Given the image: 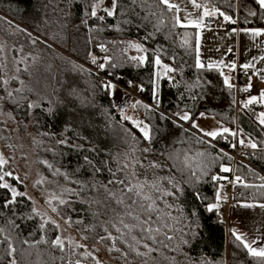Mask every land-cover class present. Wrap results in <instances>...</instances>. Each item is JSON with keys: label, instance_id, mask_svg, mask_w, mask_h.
I'll return each instance as SVG.
<instances>
[{"label": "trees", "instance_id": "16d2710c", "mask_svg": "<svg viewBox=\"0 0 264 264\" xmlns=\"http://www.w3.org/2000/svg\"><path fill=\"white\" fill-rule=\"evenodd\" d=\"M87 2L91 3V0ZM198 2L208 3L210 7H218L231 15L237 22L228 23L230 27H259L264 24V12H260L258 17L247 15L246 10H249L250 6L253 11L258 10L255 0H243L244 7L240 6V0ZM230 3L233 4L232 8L229 7ZM149 4L156 11V15L150 14L148 4L134 6L131 0H120L119 14L112 18L106 17L101 23L86 17L85 0H0L2 8L11 6L12 13L19 22L28 28L41 31L44 37L57 47H52L27 33L20 37L4 35L13 58L19 61L23 59L24 63H18L21 71L17 72L16 76H19L26 85L20 94L26 99H21L19 106L10 100L6 107L12 111L22 127L25 123H32L36 166L49 184V189L58 195L63 188L76 189L78 186L72 182L75 180L84 181L89 186L93 183L106 182L110 176L108 167L116 170L119 164L128 162L134 149L135 156L140 157L145 165L153 155L161 162L166 160L169 165H173L174 162L167 159L170 151L187 153L192 158L190 161L192 168L197 164L195 156L197 150H206L212 156L220 155V150L214 145L197 143L196 138L200 135L190 127V124L179 121L174 113L188 111L197 119L200 113L213 116L233 131L236 127L240 138L242 133L244 138L254 140L259 149H264V127L259 125L256 118V113L264 112V106L255 104L248 109L241 107V102L251 96L249 95L251 91H241L248 83L247 75H239L237 87L229 90L223 83L220 70L197 69L196 29L173 27L170 19L173 14L163 12L165 23L157 31L158 16L162 10L155 0H149ZM100 15L104 13L101 12ZM86 18L87 24L83 23ZM129 20L132 23H124ZM186 35L189 37V44L183 46L182 41ZM129 42L142 44L148 49L147 53H143L149 57L147 63L140 65L138 61L130 59L132 56L128 52L130 48L127 47ZM101 44L108 49L107 52L100 50ZM157 49H160L162 62L174 67L176 71L171 73L174 78L172 83L167 77L161 80L160 110L150 106L151 110L143 106L138 107L142 113L143 123L149 126L153 135V141L149 143L143 139L138 128L129 121L121 120V115L113 109L112 95L82 63L94 64L92 56L96 57V64L104 63L105 57L111 58L102 72L124 87H128L129 82L134 83L142 99L152 103L153 59ZM113 63L117 67H111ZM19 87H23L19 80H13L8 85L9 90ZM141 87L144 91H140ZM0 93H3V88H0ZM28 101L37 102L40 107L28 109ZM141 104L146 105L142 102ZM161 113L168 119H162ZM186 128L189 129L188 132L184 131ZM64 138H70L73 144L83 145L85 150L57 144L58 140ZM201 138L206 140L204 137ZM9 140L8 131L0 123V144H7ZM223 140L224 138H217L215 141ZM145 146L153 149L147 156L140 151ZM93 148L96 150L91 151ZM259 149L256 156H250L249 160L264 172V151ZM85 156L103 171L94 174L92 167L84 160ZM41 161H47L52 168ZM221 164L229 167L231 159L224 157L216 161L201 183L194 187L185 186V195L180 198L179 204L183 206V215L190 216L193 209L198 212V220L191 217V220L195 221L192 227L198 235L195 238L191 234L185 237L191 241V245H182L179 253L174 251L180 239V234H177L174 241H164L169 246L161 245L159 253L152 254L154 259L149 260V264H174L173 257L179 264H200L202 259H206L208 264H258V261L250 257L232 235L226 233L225 218L216 212L209 213L205 209L207 203L215 202L216 188L222 183V180L216 184L210 180V176L216 175L219 171ZM56 169H60L61 173H67L70 179L65 180L63 175H54ZM5 170L14 174L11 164L6 165ZM173 170L175 169L164 168L157 172L159 175H170ZM248 172L255 179L253 187L236 189L233 202L264 203V188L259 187L264 184V179L258 180L257 173L250 170ZM176 174L179 175V172ZM146 175L152 178V170H148ZM6 180L19 192L24 193V186L20 182L11 178ZM196 190L207 199L197 200L194 195ZM97 195L95 189L90 187L81 192V197L85 200ZM10 198L7 190L0 189V227L5 228V232L0 233V264H8L11 260L8 255L9 240L16 249L14 258L17 264H69L70 261L74 264L83 253V249L76 250L77 254L73 255L68 249L62 253L47 243H36L41 237L49 241L54 239L58 235V230L49 225L42 231L39 227L41 218L39 216L29 218L34 204L27 196L17 197L15 204L5 208L4 202ZM64 199L74 201L63 209L64 218L71 217L73 221L71 228L76 236L78 238L81 235L87 236L88 239L83 243L92 249L91 245L97 244L98 234H104L103 218L94 216L96 206L90 207L80 197L64 194ZM73 208L76 211H72ZM172 215L180 216L181 213L173 210ZM9 219L19 227L11 228L8 224ZM77 220L83 223H75ZM25 240L30 243L25 244ZM31 244L35 246H30ZM97 245L107 250L114 264H125L120 253L110 252L106 243ZM117 246L124 248V245ZM124 250L127 251L126 248ZM95 254L98 256L97 251ZM128 264H144V260L129 254Z\"/></svg>", "mask_w": 264, "mask_h": 264}, {"label": "snow or ice", "instance_id": "6c2138e0", "mask_svg": "<svg viewBox=\"0 0 264 264\" xmlns=\"http://www.w3.org/2000/svg\"><path fill=\"white\" fill-rule=\"evenodd\" d=\"M192 7L198 10L199 15L193 18L192 13H186L183 19L180 17L179 13L183 11L180 6L176 3H173L172 0H155V3L158 7L161 8V15L158 16L157 31L160 30V26H163L165 19L163 17V12L172 13L171 21L173 27L180 28H195V67L197 69H204L205 64L201 61V33L202 30L208 25L206 20L216 18L217 16L222 17L223 20L227 23L235 24L237 21L231 15L226 14L224 11H221L218 7H210L208 3L198 2V0H187ZM85 15L87 18L94 19L103 23L107 18L115 17L119 14L120 9V0H111L110 6L104 5V0H91V3H88L85 0ZM132 5H149V12L151 15H156V11L152 9L149 0H131ZM255 4L258 5V10L253 11L248 10L247 15L250 17H258L260 12H264V0H255ZM240 6L244 7L243 0H240ZM229 7L232 8L233 4H229ZM135 9L133 8V12ZM103 12L104 15H100ZM87 18L83 20V23L87 24ZM147 19V17H144ZM250 23V21H248ZM124 23H132L131 20L124 21ZM111 27V26H109ZM233 32L241 31L248 34L253 40L257 37H264V28H243V29H233ZM147 39V37L145 38ZM189 44V37L186 35L182 41L183 46ZM100 50L107 52L108 49L103 45H99ZM128 48L135 49L140 53H147L146 49L142 44L129 42L127 45ZM257 47H264V45H257ZM0 51H3V46H0ZM229 52L232 51L231 48L228 49ZM156 55L154 56V78L152 81V97L153 104L155 107L159 108L161 101L159 96L160 79L167 77L170 83L173 82L174 78L168 76V73H173L176 69L168 64L162 62L160 56V49L156 50ZM91 55V54H90ZM109 57L104 58V63L98 64V67L101 71L105 70V66L110 63ZM133 61H138L140 65H144L149 61L147 55H140L136 57H131ZM3 58L0 57V88H3V93H0V104L7 105L11 100L16 103L17 106L20 104L21 99H26L23 97L22 92L24 87H26L25 82L16 75H9L6 71L7 65L4 64ZM264 61V55L253 57L251 62L243 63L239 67L244 70L245 75H248L250 70L256 68V63ZM23 61H16V63H22ZM92 63H96V57L92 56ZM227 67L229 71H235L237 64L232 62L230 64H225L223 60L219 62H209L207 64L208 69H219L221 67ZM111 67H117L116 64H111ZM21 69L17 68L16 72H20ZM258 72H264V69L257 71H252L251 75L248 76V83L245 87L241 89L243 92H250L252 89V76L258 74ZM111 75V73H109ZM220 75L223 76L224 85L231 90L234 85L230 82L231 77L224 75L223 71L220 72ZM264 79V77H261ZM13 80H19L20 84L23 87L14 88L9 90L8 85ZM131 85V82H129ZM175 86V85H174ZM115 87L111 81H108L104 84L106 91H109L111 95H115ZM140 91H144L143 87L140 88ZM19 97V98H18ZM260 104L264 106V90L259 93V96H250L246 101H243L241 107L248 109L251 105ZM145 107L148 110H151L148 105H142L140 101H136L131 105L132 109L135 110L138 107ZM40 107L37 102L28 101L27 108L35 109ZM51 111V109H48ZM0 113H4L11 119H15L12 115V111L4 112V108L0 107ZM179 121H183L185 124H190L192 129H196L200 133V137L196 138V142L199 144H210V141H215L217 138L227 139L228 136H231L235 139L238 135V131H231L227 127L221 126L220 129L214 130H204L197 123V118L193 115H190L188 111H183L181 113H174ZM205 113H200L199 116H204ZM162 119H168L164 113H161ZM256 118L261 127H264V112L256 113ZM121 120L129 121L134 127L138 128L141 132L143 139L151 143L153 141L152 132L147 124H144L141 120H133L132 117L127 116L126 114H121ZM17 123H20L17 121ZM183 127V125H180ZM185 132H188L189 129H184ZM44 135H54L50 133H44ZM201 137L210 138L206 141ZM241 147L251 148L256 151L259 149L258 144L251 138H244L241 133V138L238 141ZM57 144L69 147L72 149H78L84 151V146L79 144H73L70 141V138H64L57 141ZM237 145L235 143L231 144L232 148H235ZM95 151L96 149H90ZM264 151V149H259ZM143 153L149 154L153 152L152 148L147 146L140 149ZM197 164L195 168L190 166L191 157L187 153H179L175 151L168 152L167 159L172 160L173 165H169L167 161L161 162L160 159L156 158L154 155L151 159L148 160V163L145 165L140 157L135 156V149L131 154V158L128 162L119 164L116 170H113L110 166L108 171L110 173L109 178L106 182L93 183L91 186L85 184L84 181L75 180L72 181L78 187L76 189L63 188L62 192L58 195L56 193L50 194V198L46 199L45 203L50 209L51 213L56 214L63 218V223L72 226L71 217L64 218L63 209L67 206H70L74 201L64 199V194L70 196L80 197L83 202L89 204L90 207L96 206V210L93 211V215L98 218H103V231L104 234H98L96 239L97 244L106 243L108 250L110 252L115 251L120 253L124 258L125 264H128L129 254H134L137 258H143L144 264H149V260L154 259L152 256L153 253H159V248L162 245L163 247H168V244H165L164 241H174L177 238V234H180L179 243L176 248L173 249L176 252L181 251L182 245H191V241L185 237L189 234L195 238L198 233L192 227L195 221L191 220V217H196L198 220V212L196 209H193L190 216L183 215V206L179 204L180 198L185 195L186 185L195 186L202 182V179L208 176L213 164L216 161L227 157V153L220 150V155L212 156L206 150H197L195 153ZM181 157H183L181 159ZM84 160L87 164L92 167L93 173L102 172L103 169L96 167L93 161L85 156ZM50 169L52 168L51 164H48L47 161H41ZM9 164V158H6L2 153H0V189H5L10 193L11 198L5 200L4 207L7 208L9 205L15 204L17 202V197L27 196L26 193L19 192L15 187L9 184L6 178H11L17 182H21L20 178L14 176L12 171L5 170V166ZM164 168L175 169L171 172L170 175H159L157 170H163ZM140 169L144 171L141 172ZM148 170H152V178H149L146 173ZM177 171L179 175H177ZM219 171L221 173H228L232 171L229 167L221 164L219 166ZM54 175H63L65 180L70 179L67 173H61L60 169H56ZM143 177V178H141ZM261 179H264L262 177ZM210 180L216 184L220 180H227L228 183L232 184L233 187L237 183L243 184L244 187H253L244 183L240 176H236L235 180H229L227 176H220L219 174L211 175ZM45 183V180L41 178L36 181L37 185H42ZM86 187L95 189L97 196L84 199L81 197V192L84 191ZM223 185H219L215 191V202L207 203L205 209L207 212L212 213L216 212L219 214V209L221 206V201L226 200L227 197L223 195ZM260 188H264V184L259 185ZM195 197L199 201H204L207 197L203 196L199 190H196L194 193ZM28 199L33 201V204L36 201L32 197ZM55 202V203H54ZM245 208L259 207L264 209V203L254 205L249 203H244L240 205ZM176 210L181 213L180 216H173L172 211ZM76 211V209H72ZM39 216L41 218V223L39 225L42 231L46 230L47 226H51L56 230L62 228L61 223H59L55 218L49 216L47 212H41L36 207L31 209L29 218ZM184 221H189L184 223ZM75 223H83L80 220L75 221ZM8 224L11 228H18L13 220L9 219ZM177 225H181L178 227ZM198 226V225H197ZM185 229H188L186 232ZM89 229H85L88 231ZM231 235L234 237L235 241L242 245L243 248L247 251V254L255 258L258 261V264H264V244L258 242L257 240L249 241L247 236L239 233L235 229H230ZM5 232V228L0 227V233ZM5 239H9L5 237ZM88 239L87 236L81 235L79 241L68 238L67 240L62 235H56L52 240H46L44 237H41V240L36 243H47L51 248L58 249L60 252H65L66 249L70 250L73 255H76V250L83 249V253L79 255L74 262V264H85V262L94 261L95 264H103V261L95 254L96 249H90L89 246L83 243L84 240ZM25 244L30 242L25 240ZM117 245H124V248L118 247ZM254 245H256L254 247ZM30 246H35L31 244ZM16 249L12 246L9 240L8 255L11 257L10 264H17L16 259L14 258V253ZM174 264H179L175 260V257L172 258ZM69 264H72L70 261ZM200 264H208L206 259H202Z\"/></svg>", "mask_w": 264, "mask_h": 264}, {"label": "rangeland", "instance_id": "374dc122", "mask_svg": "<svg viewBox=\"0 0 264 264\" xmlns=\"http://www.w3.org/2000/svg\"><path fill=\"white\" fill-rule=\"evenodd\" d=\"M172 2L178 4L180 8L183 10L180 12L181 17L185 16V14L189 13L190 11H192L191 13H195L194 14L195 16H193V18L199 15L198 10L194 9L190 4L189 5L187 3L185 4L180 0H172ZM104 5L110 6L111 0H104ZM248 8L252 10L251 6ZM11 9H12L11 6L6 8H2L0 6V46H3V51H0V57L3 58L2 62L7 65L6 71L10 76L17 74L16 69L18 68V63H16V61H19V59L16 60L13 58L11 54V48L4 36L5 34L7 36L10 35L13 37L14 36L20 37L23 36V34L27 33L33 38H38L43 42L49 44L50 46L57 48L53 43H51L47 38L44 37V33L34 28H28L24 26L21 22H19L16 19L17 17L12 13ZM60 51L63 54L68 55V53H65L62 50ZM128 52L132 57L143 55V53L137 52L135 49L132 48H130ZM154 72H155V68H154ZM170 75L171 74L168 73V76ZM153 78H154V74H153ZM161 80L162 79H160L159 84H161ZM159 96H160V88H159ZM251 96H259V95H251ZM135 102H136L135 100H132L129 107V111L126 115L132 117L133 120L142 121L141 110H139L138 108L133 110L131 107V105L134 104ZM151 105L155 107V105L153 104V97H152ZM0 107L4 108V112L9 111L7 107L3 104H0ZM17 121L18 120L16 118L11 119L4 113H0V123L8 131L10 137V140L7 144H0V153H2L6 158H9V164L12 165L14 176L19 177L21 181L20 183L24 186V193L27 194V197L30 196L36 201L34 207L39 209L41 212H47L49 216H52L59 223H61L62 228L58 230V235H62L66 240L68 238H71L73 240L79 241V238L76 236L74 230L71 227H68V225H65L63 223L62 218L56 216L54 213H51L50 209L45 203L46 199L50 198V194L52 193L58 194V193L53 191L52 189H49V184L42 177L36 166L37 156L35 151V136L32 129V123L31 122L25 123L24 127H22L20 123H17ZM197 123L204 130L220 129L221 126L226 127L222 125L217 119H215L213 116L210 115H204L202 117L200 116L197 119ZM194 130L196 131V129ZM198 134L200 135V133ZM41 178L45 180V183L42 185H37L36 181L40 180ZM222 193L225 196L224 189L222 190ZM91 246L92 249H96L98 256L102 259L103 262H107L108 264H114L109 258V254L107 253V250L104 247L97 244H93ZM8 264H10V262Z\"/></svg>", "mask_w": 264, "mask_h": 264}, {"label": "crops", "instance_id": "0c3cea01", "mask_svg": "<svg viewBox=\"0 0 264 264\" xmlns=\"http://www.w3.org/2000/svg\"><path fill=\"white\" fill-rule=\"evenodd\" d=\"M187 3V0H180ZM191 5V4H190ZM190 11L189 13H191ZM195 16V13H192ZM180 15V13H179ZM181 17V16H180ZM184 16L181 18L183 19ZM217 19L223 20L219 16ZM227 23V22H225ZM208 27L204 28L201 33V61L205 64L215 61H224L225 64L235 62L237 68L235 71H229L227 67H221L217 70L223 71L224 75L231 77V83L237 87V79L239 75H245L244 70L239 66L243 63L251 62L253 57L264 55V47H257V45H264V37H257L255 40L248 34L233 29L243 28H264V24L259 27H216L207 24ZM192 28V27H188ZM197 31V30H196ZM232 51L229 52L228 49ZM215 69V68H214ZM264 69V61L256 63V68L250 70L247 77L251 75L252 71ZM171 74V73H170ZM264 72H258L257 75L252 76V89L249 95H259L264 90ZM237 106V105H236ZM237 129L236 127L234 130ZM244 203L258 205L257 202H237L230 206L228 215L225 218L226 233L231 235L230 229H235L241 234L247 236L249 241L257 240L264 244V209L259 207L245 208L240 205ZM256 245H254L255 247Z\"/></svg>", "mask_w": 264, "mask_h": 264}, {"label": "built area", "instance_id": "2783aa9c", "mask_svg": "<svg viewBox=\"0 0 264 264\" xmlns=\"http://www.w3.org/2000/svg\"><path fill=\"white\" fill-rule=\"evenodd\" d=\"M206 24L213 25L216 27H229L228 23L223 22L220 19L212 18L206 20ZM237 27V26H236ZM84 67H86L89 71H91L97 78L98 82L101 85H104L106 82L111 81L113 84L116 85L115 87V95H112V106L114 111L117 114H127L129 111L130 104L132 100L140 101L152 108H155L157 110H160L157 107H153L151 103L146 102L142 99V97L137 92V86L134 83H131L128 87H124L115 81H113L111 78H109L107 75H105L98 67V64H88V63H82ZM171 76V75H170ZM180 123V122H179ZM234 131H237L235 129ZM240 139L239 133L235 139H233L231 136L227 139H224L222 142H216V141H210V144L217 147L219 150H223V152L227 153L228 156L231 157V164L229 166L232 171L228 173H221L220 171H217L216 174H219L220 176H227L229 180H235L236 176H240L244 183L252 185L255 182V179L253 178L252 174L248 172V170L253 171L258 174V180L264 177V172L256 168L249 160L250 156L255 157L257 154V151L252 150L251 148L241 147L238 143ZM206 140H210L207 139ZM235 143L237 146L235 148L231 147V144ZM221 185H223L224 194L227 197L226 200H223L221 202V206L219 209V215L223 218H226L228 215V210L233 202V196L235 195V191L238 188L244 187L243 184L237 183L235 187H233L232 184L228 183L227 180H222Z\"/></svg>", "mask_w": 264, "mask_h": 264}]
</instances>
